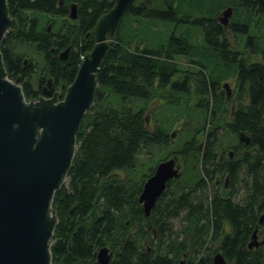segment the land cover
Listing matches in <instances>:
<instances>
[{
	"label": "trees",
	"instance_id": "trees-1",
	"mask_svg": "<svg viewBox=\"0 0 264 264\" xmlns=\"http://www.w3.org/2000/svg\"><path fill=\"white\" fill-rule=\"evenodd\" d=\"M113 3L7 0L17 25L0 49L7 76L21 74L27 100L38 98L37 84L49 77L56 90L72 82L94 44L97 19ZM227 6L233 12L225 27L218 15ZM46 13L62 18L53 24ZM141 19L162 21L161 29L170 32L157 43L140 40ZM189 25L200 28L198 36ZM31 45L36 57L29 54ZM68 46L67 57L60 58ZM180 57L199 67V103L193 106L186 105L185 80L171 83L183 71ZM229 78L235 83L230 100L215 90ZM96 80L69 181L52 200L57 223L51 264H97L104 245L112 252L109 264H178L184 256H193L191 264H210L216 251L228 264H264V0H132ZM175 126L173 145L169 131ZM240 131L250 137L248 144L239 140ZM238 140V158H216L217 141ZM170 156L182 163V174L168 181L146 216L138 199L142 183ZM144 167L147 172L138 174ZM256 227L260 243L249 248Z\"/></svg>",
	"mask_w": 264,
	"mask_h": 264
},
{
	"label": "water",
	"instance_id": "water-1",
	"mask_svg": "<svg viewBox=\"0 0 264 264\" xmlns=\"http://www.w3.org/2000/svg\"><path fill=\"white\" fill-rule=\"evenodd\" d=\"M131 2L114 0L113 6L97 19L94 44L82 56L61 99L49 77L43 94L27 100L18 79L7 76L0 49V264H51L52 236L57 223L51 209L54 193L67 177L80 124L93 102L96 73ZM232 12V6L225 7L218 20L226 26ZM69 16L76 18L75 4L70 6ZM15 26L16 18L10 16L7 0H0V43L9 28ZM68 50L69 47L62 50L59 56L65 58ZM238 137L246 144L250 141L243 131ZM181 174V163L173 156L155 165L138 196L146 216L168 181ZM263 217L260 216L259 223ZM259 243L256 227L247 246L252 248ZM111 255L108 246H101L96 252V263L109 264ZM210 264L228 263L223 253L216 251Z\"/></svg>",
	"mask_w": 264,
	"mask_h": 264
},
{
	"label": "rangeland",
	"instance_id": "rangeland-1",
	"mask_svg": "<svg viewBox=\"0 0 264 264\" xmlns=\"http://www.w3.org/2000/svg\"><path fill=\"white\" fill-rule=\"evenodd\" d=\"M45 15L49 16L52 19V23L53 24L56 23L54 21V19L57 20L60 17L62 18V16H60V17L59 16H53V15L48 14V13H46ZM140 22H141V24L139 26V36H141L140 40H145L147 42L157 43L162 38L166 37L168 35V33L170 32V27H167V29H165V30L161 29V26H162L163 22L162 21H159L157 19H144V20L141 19ZM188 27H189V29H190L191 32H194L195 33L197 31V34H195V37L198 36V32H200V28H197V26H194V25H189ZM151 34H154V38L153 39L150 37ZM32 47L33 46L31 45V47L28 48L29 50H31V52L29 51V54H31V55H33V56L36 57V53L32 51ZM21 51H23V50H21ZM25 57H28V56H25ZM179 63H180V65L183 66V71L180 72V79L181 78L184 79L185 77H188L189 76L193 80L192 81V83H193V89H191L192 92L188 96V102L190 104H192V106H193V105L199 103V101L197 99L198 98V95H197L198 92L197 91H199V86H200V82H201V80H199L200 78L197 77V76H199V73H197V71L199 70V67L196 64L190 63L187 59H185V57H180L179 58ZM61 90H64V92H61ZM61 90L60 89H57L56 90L57 91V94H58V99H61L60 98V93L64 96L65 91H66V86L65 87H62ZM175 93L176 94H181V95L183 94L182 91H176V90H175ZM158 122H160V121H158ZM151 124H152V122H151ZM153 124L155 125L154 120H153ZM160 124H161V122H160ZM176 129H178L177 126L173 127V129H171V131H169V134H172V136L170 135V143L173 144V145H174V143H175V141L177 139V135H178V132L176 131ZM224 133L226 134V131ZM230 137H231V135H225V138L226 139H229ZM219 143L220 142L217 141L216 142V145L219 146ZM226 144H228V143H226ZM236 156L238 158L240 155L239 154H236ZM145 160L147 162H150V163H148V165H153L154 164V160L152 161L151 158H150V156H146L145 157ZM144 172H147V168L146 167L140 168L139 171H138V174H141V173H144ZM68 181H69V178L66 177L63 183L67 184ZM237 185H239V183ZM214 188L215 189L216 188L219 189V188H221V186H216ZM241 192H242L241 190H239L238 192H236L234 198L235 199H238V197H241ZM197 194H201V193L197 192ZM172 222L175 224V227L179 226V224H180L178 219H173ZM201 254H202V252H198V255H201ZM191 257H193V256H191ZM191 257L190 256H184V257H182L180 259V261L182 260L184 262V264H191L190 263Z\"/></svg>",
	"mask_w": 264,
	"mask_h": 264
},
{
	"label": "flooded vegetation",
	"instance_id": "flooded-vegetation-1",
	"mask_svg": "<svg viewBox=\"0 0 264 264\" xmlns=\"http://www.w3.org/2000/svg\"><path fill=\"white\" fill-rule=\"evenodd\" d=\"M16 25H17V19H16ZM231 46H232V44H231ZM234 48H235V46H233L231 48V50L232 51L235 50ZM69 49H70V47H69ZM68 52H69V50H68ZM68 52H67V54H68ZM66 57H67V55H66ZM24 58H25L24 60L26 61L27 60V57H24ZM65 58H62V59H65ZM20 77H21V74L16 75L15 80L18 79V83H19ZM178 78H180V73H178L175 77H172L171 83L174 82V81H176V80H179ZM183 80H185L184 81L185 82V85H184L185 87L184 88H186V95L189 96L190 93L192 92L191 89H193V83H192L193 80L189 76L188 77H185ZM45 83H46V81L45 82H39L37 84V87H40V89H41V93L38 94V97L43 94V90H44ZM225 83L227 84V87L224 86ZM52 84H53V87H54L53 81H52ZM215 85L218 86V88H216L215 90L217 92H220L221 94L224 93L225 96H226V99L230 100V97H231V95L233 94V91H234V85H235L234 80L231 79V78L225 79L224 81H222V83H217ZM54 90H55V87H54ZM227 92H230V93L228 94ZM186 105H188V106L190 105V103L188 102V100L186 102ZM155 107L156 106L153 105V103L150 104V110H154ZM239 143H240V141L238 140V143L237 142L236 143L234 142V143H228V144H226V143L225 144H219V146H217V149H216V158L221 161V159H224V158L225 159H230V158L236 157V154H238L240 152L239 151V147L242 150V146H239L240 145ZM181 169L183 170L182 163H181Z\"/></svg>",
	"mask_w": 264,
	"mask_h": 264
}]
</instances>
